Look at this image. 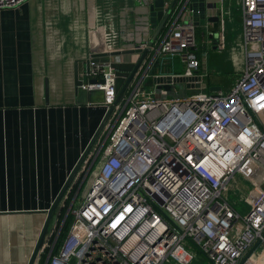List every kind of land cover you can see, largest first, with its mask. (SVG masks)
Returning a JSON list of instances; mask_svg holds the SVG:
<instances>
[{
  "label": "built area",
  "instance_id": "1",
  "mask_svg": "<svg viewBox=\"0 0 264 264\" xmlns=\"http://www.w3.org/2000/svg\"><path fill=\"white\" fill-rule=\"evenodd\" d=\"M28 1L0 0V11ZM224 3L164 0L158 36L131 48L148 54L120 99L116 65L91 62L81 88L103 93L105 116L60 204L76 193L69 232L56 253L61 228L52 244L48 234L35 264H196L194 248L212 264H264V0H240L244 65L228 91L209 88L196 52L198 20L220 42L207 20L220 24ZM176 60L182 72L152 75ZM175 78L189 97L174 98Z\"/></svg>",
  "mask_w": 264,
  "mask_h": 264
},
{
  "label": "crops",
  "instance_id": "2",
  "mask_svg": "<svg viewBox=\"0 0 264 264\" xmlns=\"http://www.w3.org/2000/svg\"><path fill=\"white\" fill-rule=\"evenodd\" d=\"M110 1L29 0L0 11V264L29 263L48 210L105 116L103 93L75 86V62L86 81L88 60L112 61L120 76H129L139 58L92 59L97 20L110 22L98 30L105 52L130 50L145 34L153 39L154 26L140 21L148 10L135 0ZM212 24V30L220 25ZM199 27L205 28L202 20Z\"/></svg>",
  "mask_w": 264,
  "mask_h": 264
},
{
  "label": "rangeland",
  "instance_id": "3",
  "mask_svg": "<svg viewBox=\"0 0 264 264\" xmlns=\"http://www.w3.org/2000/svg\"><path fill=\"white\" fill-rule=\"evenodd\" d=\"M118 2L115 0H111L110 4L116 6ZM240 0H225L223 11H224V18L221 20L220 25L218 28H215L214 31L221 34L220 42L216 39L219 38L215 37L214 41L207 34V30L203 27H199L197 29V42L198 46L196 52L203 56L206 55V69L208 71L207 83L209 88L217 87L224 91L230 90L234 84L236 83L238 72L237 63H239V58L243 57L242 51V25H241V14H240ZM98 24H101L102 27H106V20L99 19ZM212 34V33H210ZM240 38V42L238 45V39ZM236 40V41H235ZM137 55V54H136ZM231 64V65H230ZM243 68V67H242ZM183 65L176 60L175 64H168L164 65L163 67L156 68L152 75L158 73H177L182 72ZM129 76L121 75L119 79V90L123 87L126 83V79ZM148 89L153 90V81L147 80L145 82ZM177 94H174V98H186L191 95V92L187 89L184 84H176L175 87ZM172 97V95L170 96ZM245 193V192H244ZM241 192L237 191L235 194L231 192V198L236 204V208L241 212L245 213L247 211V204L242 197ZM82 195V193H81ZM80 195V197H81ZM79 197V198H80ZM73 198L69 201V203L65 204V207H61L58 209L60 210L59 220L57 225V231L52 236V239H49V242L52 244L57 236V233L60 228L63 227V221L69 219H73V210L78 208L79 201L75 204H72ZM73 205V206H72ZM61 218V219H60ZM52 229V228H51ZM51 231V230H50ZM51 235L48 231L47 235ZM194 252L197 254L196 264H212L208 259L204 258L202 254L198 252L194 248ZM49 253V252H47Z\"/></svg>",
  "mask_w": 264,
  "mask_h": 264
},
{
  "label": "water",
  "instance_id": "4",
  "mask_svg": "<svg viewBox=\"0 0 264 264\" xmlns=\"http://www.w3.org/2000/svg\"><path fill=\"white\" fill-rule=\"evenodd\" d=\"M163 5H164V0H156L155 3L149 8V9H146L148 10V14L146 17H143L140 19L141 22H145V23H150L152 24L153 26H157V30L153 36V39L152 40H155V38L158 36V34L160 33L166 19H167V16L164 17V14H163ZM145 10V9H143ZM133 16V15H132ZM132 16L130 17V20L132 19ZM137 20H139L137 18ZM205 20L202 21V23L204 22ZM209 23H218L219 22V18L217 17H214V18H209L207 20ZM160 23V24H159ZM204 24V23H203ZM133 25H130V27H132ZM142 28H137V30H141ZM147 30V28H145ZM132 31V30H130ZM91 39H92V53L93 55L91 56L92 59H98V58H112V57H117V56H122V55H129V54H140V59L139 61L137 62L136 65L133 66V69L132 71L129 73V77H128V80L126 81V83L123 85V87L121 88L120 92H119V95H118V99H120L123 94L126 92V90L128 89L134 75L136 74L139 66L141 65L142 61L145 59V57L147 56L148 54V50H124L125 46H122V50L123 51H119V52H104L103 50V34L101 31H92L91 32ZM139 36V34H138ZM211 39L214 38V35L210 34L209 36ZM215 37H218V35H216ZM144 42H147L148 41V35L145 34L144 35V38H143ZM138 43L141 42V40H137ZM90 64H91V61L88 60L87 61V72L86 74L89 73V70H90ZM78 65H79V62H75V71H74V81H75V86L78 88V87H81L82 84H83V81L79 79V71H78ZM155 81L157 83H162V82H171V78L170 77H167V78H159V79H155ZM174 83L175 84H185L188 88L190 87L189 84L187 83L188 80L187 79H184V78H175L174 80ZM91 83H96V81H91ZM167 87V86H166ZM197 87H199L197 85ZM169 88V87H167ZM213 89H216V90H219V88H213ZM97 134V133H96ZM82 160L83 158L80 159L79 163L76 165V167L74 168V170L71 172L67 182L65 183L63 189L61 190L56 202L54 204H52L51 208L48 210V218H47V221L45 223V226L42 230V233H41V236L37 242V245L35 247V250L31 256V259L29 261L28 264H35L36 262V259L39 255V252H40V249L42 247V244L47 236V233L51 227V223L53 221V218H54V215L56 213V211L59 209L60 207V204H61V200L63 199L64 195L67 193L69 187L71 186L73 180L75 179V177L77 176L78 172H79V169L81 167V164H82ZM65 223V220L63 221V225ZM62 229V228H61Z\"/></svg>",
  "mask_w": 264,
  "mask_h": 264
},
{
  "label": "trees",
  "instance_id": "5",
  "mask_svg": "<svg viewBox=\"0 0 264 264\" xmlns=\"http://www.w3.org/2000/svg\"><path fill=\"white\" fill-rule=\"evenodd\" d=\"M59 222L61 223L60 220H59ZM71 223H72V220L69 219V218L65 221V223H64V225H63V227H62V229L60 231V234L58 236V239H57V242H56V245H55V248H54V253H56L59 250L60 245L62 244V242L66 238V236H67V234L69 232ZM45 261H46V256L43 257V260H42V263L41 264H44Z\"/></svg>",
  "mask_w": 264,
  "mask_h": 264
},
{
  "label": "bare ground",
  "instance_id": "6",
  "mask_svg": "<svg viewBox=\"0 0 264 264\" xmlns=\"http://www.w3.org/2000/svg\"><path fill=\"white\" fill-rule=\"evenodd\" d=\"M97 22H99L98 20H97ZM106 27H107V25H106ZM105 27V28H106ZM95 28H97L98 30H103L104 29V27H102L100 24H98V23H96L95 24ZM236 41V40H235ZM239 42H240V38L238 39V45H239ZM240 44H241V42H240ZM231 65V64H230ZM237 67H238V69L239 70H242V67H243V65H244V56L243 57H241V58H239V63H237ZM244 198V200H246L247 202L249 201V199L247 198V197H243Z\"/></svg>",
  "mask_w": 264,
  "mask_h": 264
},
{
  "label": "flooded vegetation",
  "instance_id": "7",
  "mask_svg": "<svg viewBox=\"0 0 264 264\" xmlns=\"http://www.w3.org/2000/svg\"><path fill=\"white\" fill-rule=\"evenodd\" d=\"M215 39V36H214V38H213V40Z\"/></svg>",
  "mask_w": 264,
  "mask_h": 264
}]
</instances>
